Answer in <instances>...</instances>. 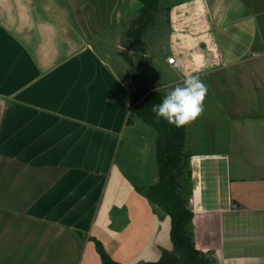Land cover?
I'll return each mask as SVG.
<instances>
[{
	"label": "crops",
	"instance_id": "0c3cea01",
	"mask_svg": "<svg viewBox=\"0 0 264 264\" xmlns=\"http://www.w3.org/2000/svg\"><path fill=\"white\" fill-rule=\"evenodd\" d=\"M106 1L128 5L129 24L141 9L136 0ZM161 3H168L165 21L176 43L165 57L168 66L207 68L223 58L229 68L248 51L264 54V0H158V10ZM93 4L0 0V264H101L93 241L120 264L155 262L172 250L157 224L147 222L158 217L163 224L167 215L152 204L148 209L146 197L136 193L157 184L158 174L155 184L133 182L136 191L121 196L123 202L104 206L115 161L134 150L123 139L131 93L113 50L136 56L134 67L141 55L127 48L126 30L116 35L123 48L112 47L103 37L113 27L109 16ZM233 37L242 38L235 45L244 49L239 58ZM186 41L192 51L180 49ZM227 83L217 84L225 89ZM256 86L253 102L262 109L264 81ZM252 122L240 121L243 130L230 125L223 144L203 137L198 126L192 139L185 126L192 231L210 264H264V136L258 135L264 127L249 133L244 128ZM131 196L137 205L127 207Z\"/></svg>",
	"mask_w": 264,
	"mask_h": 264
},
{
	"label": "rangeland",
	"instance_id": "374dc122",
	"mask_svg": "<svg viewBox=\"0 0 264 264\" xmlns=\"http://www.w3.org/2000/svg\"><path fill=\"white\" fill-rule=\"evenodd\" d=\"M113 2L114 1L93 0L94 4L92 9H98L97 11L100 14L103 13L105 16H109L108 26L113 27H107L108 29L106 30L103 37L109 38V41H111L113 48H115L117 44H119L120 48H123V43L121 41L119 43V39L116 38V35L118 31H120L122 34L126 30V32H124V35L126 36V33L129 31V29H131L132 21H130L129 24L124 17L123 12H125L128 5L121 3L120 5L114 7ZM166 4L168 3H161L159 5V10L158 13H156L155 21L151 23L152 25H149L147 30L144 31V42L146 45L145 54L146 56H149L147 57L149 61L148 70L144 76V85L148 89H157L158 91H160V93L163 94V96H165L171 89L176 86L177 83H180L183 79L181 71L176 67L178 63L176 66H168L166 62H164L165 57L168 54H171V49L176 47V43L173 42L172 37L170 36L171 31L169 30L168 25L165 21L166 17L168 16V10L165 9ZM87 14L88 12L85 13L86 16ZM100 14H98V17L100 16ZM103 24H105L106 26L107 22H103ZM207 34H209V32ZM229 39V41L232 42L231 46L233 47V49L234 47L237 48L235 45H237V43L239 44V41H242V38L237 39L233 37ZM216 40L217 39L213 38V41H215V43ZM223 41L225 40L223 39ZM178 47L180 48L179 43ZM239 47L242 46L239 45ZM180 49L185 52H187L188 49L189 52L193 50V47L192 44L189 45V42L186 41L183 45H181ZM242 50L244 49L237 48L236 52H241ZM255 51L256 50L254 49L250 52H246L245 55H241L239 59L240 64H236L234 67L230 66L229 68H225L226 64L228 65V61L223 58L222 61L224 64L222 62H219L212 67L196 69L194 64L188 62L180 67L184 72L198 74L200 79L206 85L207 83H211V80H214V87L210 88L211 86L207 85L208 91L205 100V110L203 112V115L200 116L195 122L187 125L189 129H192H190L192 131V139L193 137L196 138L194 133H197V131L200 130L201 133L203 132V137H209L210 135L211 138H213L214 136H216L217 142L219 144H223L224 140L228 139L229 133L231 132V130L229 129L230 125H234V127L238 129L240 128V121H253L254 123L252 122V124L248 123L246 125V127L248 128H244L248 129L249 133L251 132L252 127H254V130L255 127H259L260 129L262 126L264 127V110H262L264 109V103L263 105L259 103L262 108L260 109L257 107L258 103L253 102V100H255L254 97L257 95L256 83H258V81H264V54L261 53L262 51ZM239 52L235 53L238 58L240 55ZM139 56L140 54L137 53V57ZM113 57V60H115V62L117 61L116 64L119 63L123 67V74L125 79L124 84H126L124 85V87L129 92V94L131 93V100V97L135 91V83L133 82L135 71L131 67H129L130 65L125 60L124 56L120 53H116L115 50H113ZM133 57L136 58V56H132L131 58ZM216 61L217 60L214 59L213 63ZM221 79H223L225 82L229 81V83H227L228 85L225 86V89H222V87L217 84L218 80ZM128 80L131 81V84H128ZM234 106H237V111L233 110L235 109L233 108ZM131 111L132 110H130V112ZM233 112L237 113L236 117H232ZM256 121L258 122L257 125L255 124ZM194 126L202 128L193 130ZM240 129L243 130V127H241ZM258 135L259 137H263L264 130H261ZM156 136V131L152 127L141 122L138 118H133V124L126 126V130L123 133V139L125 141H128L129 145L134 148V150L130 149L128 151L129 156H120L115 161L110 180L104 185V206L105 204H107V201L108 203H110V201H112V203L123 202V199L120 200L121 196L128 195V191H136V187H134L135 185H133V182H135L137 185H139V183L147 184V186L155 184V179L157 180L158 174V165L155 153ZM191 147L197 150L201 148V145H193ZM121 152L122 151H120V155ZM135 173L137 174V177L134 176ZM152 178L154 179V181H152ZM137 192L142 195L140 191H136V193ZM112 195L114 196V198L111 199ZM128 200H130V203L128 202L129 204L127 205V207H133L137 205L136 202L131 201L133 200L132 196L131 199L128 198ZM146 205L148 209L149 207H151V203L148 200ZM157 220L158 217L152 218L147 222L148 224H157L161 231H163L162 236L164 237L163 240H165V242L167 243V248H170L172 246L170 241V219L167 216L163 224H160ZM121 231L122 230H120V232ZM151 232L152 239L154 240L158 235L157 233H155V230ZM148 236L149 234L146 235L145 238L150 239V237ZM93 242L95 244V241ZM92 247L93 251L95 247L96 255L97 257L99 256V261H101V256L96 248V244ZM164 251L167 250H163L162 253ZM157 256L158 257H149L148 260L155 261L159 258V255ZM125 260L126 261L124 264H134L133 261L129 262L127 261L128 259Z\"/></svg>",
	"mask_w": 264,
	"mask_h": 264
},
{
	"label": "trees",
	"instance_id": "16d2710c",
	"mask_svg": "<svg viewBox=\"0 0 264 264\" xmlns=\"http://www.w3.org/2000/svg\"><path fill=\"white\" fill-rule=\"evenodd\" d=\"M136 1L141 4V9L133 18L131 29L126 36L124 35L127 48L141 55L136 67L127 53H121L135 71L133 82L138 87L131 97L133 109L128 114L125 125H131L133 118H138L156 131L155 153L158 182L153 186L138 190L152 205L169 217L172 244V250L164 251L157 261L144 264H210V261L196 248L192 231L191 154L184 150L186 127L178 128L162 118L157 122L152 107L160 103L164 96L157 89H148L144 85V76L148 70V60L144 56V31L155 21L158 0ZM95 244L101 256V264H120L107 255L99 242L95 241Z\"/></svg>",
	"mask_w": 264,
	"mask_h": 264
},
{
	"label": "clouds",
	"instance_id": "9594fccd",
	"mask_svg": "<svg viewBox=\"0 0 264 264\" xmlns=\"http://www.w3.org/2000/svg\"><path fill=\"white\" fill-rule=\"evenodd\" d=\"M176 67L183 75L182 81L160 103L153 105L152 112L157 122L162 118L179 128L195 122L203 115L208 88L198 74L184 72L179 65Z\"/></svg>",
	"mask_w": 264,
	"mask_h": 264
},
{
	"label": "built area",
	"instance_id": "2783aa9c",
	"mask_svg": "<svg viewBox=\"0 0 264 264\" xmlns=\"http://www.w3.org/2000/svg\"><path fill=\"white\" fill-rule=\"evenodd\" d=\"M167 63H168L169 65L174 64V63H175L174 58H172V57H171V58H168Z\"/></svg>",
	"mask_w": 264,
	"mask_h": 264
}]
</instances>
